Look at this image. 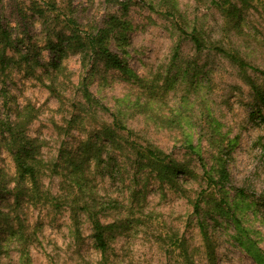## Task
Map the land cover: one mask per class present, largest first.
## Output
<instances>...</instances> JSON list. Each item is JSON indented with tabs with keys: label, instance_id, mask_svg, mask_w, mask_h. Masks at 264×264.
Here are the masks:
<instances>
[{
	"label": "rangeland",
	"instance_id": "1",
	"mask_svg": "<svg viewBox=\"0 0 264 264\" xmlns=\"http://www.w3.org/2000/svg\"><path fill=\"white\" fill-rule=\"evenodd\" d=\"M236 1L234 26L209 0H166L173 17L161 0H0V30L17 51L0 71V119L20 123L40 160L39 192L16 199L15 164L0 145V264H185L183 251L189 264H264L263 107L246 82L264 90V76L210 48L264 72V0ZM111 17L120 25L107 47L127 72L98 60L87 73L70 51L53 57L69 20L88 33ZM140 147L194 176L159 177ZM219 157L226 204L204 176L216 179ZM89 211L107 226L103 253Z\"/></svg>",
	"mask_w": 264,
	"mask_h": 264
},
{
	"label": "trees",
	"instance_id": "2",
	"mask_svg": "<svg viewBox=\"0 0 264 264\" xmlns=\"http://www.w3.org/2000/svg\"><path fill=\"white\" fill-rule=\"evenodd\" d=\"M161 2L168 8L166 16L173 17L175 14L174 12H176L175 5L166 3V0H161ZM209 2L213 4L221 13L226 21V24L232 23L236 26L237 23L235 22H237L236 20L240 17L241 9L243 8V6H239V2L236 0H209ZM111 22H114V24L110 25ZM119 25L118 20L112 19L111 17L105 28H99L93 32L83 33L78 30L76 22L69 20L67 22L69 35L60 36L55 45L50 43V50L53 51V57L57 56L59 60L69 51L72 52V54L79 55L80 65L83 68H87L86 65L91 64V69L89 72L87 71V73H91L93 71L94 63L98 60L102 61L107 67L114 68L125 73L127 72L126 64L120 57L111 53L107 47L110 31L112 28L118 27ZM175 25L178 26V31L182 35L188 36L192 40L196 49H201V41L198 37L191 33L187 34L177 23ZM0 42L3 43V47L1 49L3 52L0 55V71H4V69L9 67L11 62H13L10 57L6 56L5 52L7 50L17 51L16 46L12 44V41L3 30H0ZM210 48L227 58L239 70L245 72L249 69L264 76V72L248 65L234 51H228L215 45H210ZM52 66L57 68L58 63L53 64ZM246 82L254 91L255 100H257L263 107V115L258 116L264 127V90L259 89L250 79H246ZM48 89L51 93L54 92L49 86ZM84 96L87 101L91 100L86 86H84ZM110 116L113 118L114 126H117L118 130H125L129 133V130L126 129V127L118 124V121H116V118L113 115ZM20 127L21 125L19 122H14L9 119V117H6L4 120L0 119V145L12 156L15 164L16 186L14 187V190L16 193L14 194V197L16 199L20 198L21 194L31 195L32 193L39 192L37 177L39 174L38 168L40 166V160L35 158L36 148L32 146L31 143L33 142L22 134ZM105 136H110L108 131L107 133L105 132ZM189 148L192 151L194 150V147L191 145H189ZM136 154L138 159L145 160L150 167L157 171L158 176L163 179L167 178L170 180L177 174H188L189 176H194L191 172H189L190 169H187L186 166L180 165L177 161L171 159L169 155H165L160 150L153 147H140L139 149H136ZM212 169L215 171L216 179L210 175L209 169L204 172V176L206 178L205 182L208 186L212 185L213 189L216 190V193L221 194L220 203L224 202L226 204L227 193L225 185L228 181V171L225 165V159L221 157L217 158L216 166L212 167ZM26 181L32 184V188L28 189L24 186ZM239 193L241 194L240 191ZM42 195L46 200H48V196L50 197L48 193H43ZM197 208L198 203L195 202L194 210H197ZM88 218L92 228V237L94 239L95 246L103 253L106 248V239L104 235L107 226L101 224L97 214L93 211L88 212ZM73 219L75 221V217H73ZM180 248H183L182 244H180ZM183 256L184 263L189 264L185 259V251H183ZM254 258L259 260L256 256H254ZM257 262L259 263V261Z\"/></svg>",
	"mask_w": 264,
	"mask_h": 264
}]
</instances>
